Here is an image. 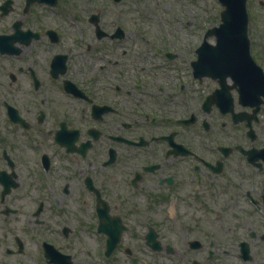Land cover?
I'll return each instance as SVG.
<instances>
[{"label": "flooded vegetation", "instance_id": "obj_1", "mask_svg": "<svg viewBox=\"0 0 264 264\" xmlns=\"http://www.w3.org/2000/svg\"><path fill=\"white\" fill-rule=\"evenodd\" d=\"M123 4L0 0V264H264V95Z\"/></svg>", "mask_w": 264, "mask_h": 264}, {"label": "water", "instance_id": "obj_2", "mask_svg": "<svg viewBox=\"0 0 264 264\" xmlns=\"http://www.w3.org/2000/svg\"><path fill=\"white\" fill-rule=\"evenodd\" d=\"M218 1L223 6L221 22L206 30L197 50L198 59L192 64L194 67L199 65L204 73L221 82L227 76L232 77L240 96L251 104L257 103L260 96L264 95V75L250 54L246 0ZM211 35L215 37V44H210L206 39ZM112 246L111 243L108 252Z\"/></svg>", "mask_w": 264, "mask_h": 264}, {"label": "rangeland", "instance_id": "obj_3", "mask_svg": "<svg viewBox=\"0 0 264 264\" xmlns=\"http://www.w3.org/2000/svg\"><path fill=\"white\" fill-rule=\"evenodd\" d=\"M125 4L120 5L127 9L128 15L143 16L147 18L146 31H153L162 38L164 47H182L179 52V61H182L183 71L188 70V59L192 55L190 47L200 44L202 33L211 25V21L217 20L222 7L217 0H123ZM129 5V7H123ZM254 26V25H252ZM249 33L252 53L264 52V39H259ZM211 38H208V41ZM188 73V71H187ZM93 249V248H92ZM90 248V250H92ZM177 251L180 249H176ZM197 255V253H190ZM178 253L172 254L176 258ZM172 258V259H173ZM154 264H173V260L161 258L151 261ZM102 263V262H101ZM121 264V263H114ZM151 264V263H150Z\"/></svg>", "mask_w": 264, "mask_h": 264}]
</instances>
